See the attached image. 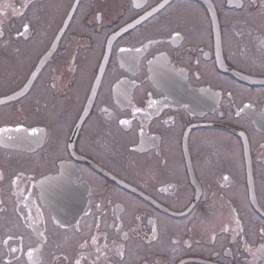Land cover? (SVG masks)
<instances>
[{"label":"flooded vegetation","instance_id":"1","mask_svg":"<svg viewBox=\"0 0 264 264\" xmlns=\"http://www.w3.org/2000/svg\"><path fill=\"white\" fill-rule=\"evenodd\" d=\"M0 264H264V0H4Z\"/></svg>","mask_w":264,"mask_h":264},{"label":"snow or ice","instance_id":"2","mask_svg":"<svg viewBox=\"0 0 264 264\" xmlns=\"http://www.w3.org/2000/svg\"><path fill=\"white\" fill-rule=\"evenodd\" d=\"M27 28H28V26L25 25V30H27ZM176 35H179V34L177 33ZM120 123L124 124V123H127V121H126V120H121ZM32 131L35 132L36 129H33ZM31 254H32V253H31V250H29V255H31Z\"/></svg>","mask_w":264,"mask_h":264},{"label":"rangeland","instance_id":"3","mask_svg":"<svg viewBox=\"0 0 264 264\" xmlns=\"http://www.w3.org/2000/svg\"><path fill=\"white\" fill-rule=\"evenodd\" d=\"M185 15V14H184ZM185 18H188V20L190 21V22H192V23H194V21H195V18L193 17V16H186L185 15ZM197 22H200V21H197ZM217 139V138H216ZM220 142V141H219Z\"/></svg>","mask_w":264,"mask_h":264},{"label":"bare ground","instance_id":"4","mask_svg":"<svg viewBox=\"0 0 264 264\" xmlns=\"http://www.w3.org/2000/svg\"><path fill=\"white\" fill-rule=\"evenodd\" d=\"M89 69V66H86L85 70L87 71Z\"/></svg>","mask_w":264,"mask_h":264},{"label":"water","instance_id":"5","mask_svg":"<svg viewBox=\"0 0 264 264\" xmlns=\"http://www.w3.org/2000/svg\"><path fill=\"white\" fill-rule=\"evenodd\" d=\"M2 0H0V2H1Z\"/></svg>","mask_w":264,"mask_h":264}]
</instances>
